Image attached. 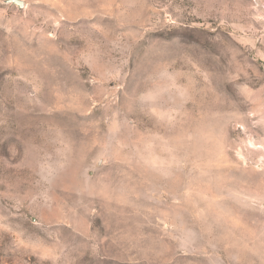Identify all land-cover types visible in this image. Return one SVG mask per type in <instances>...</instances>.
<instances>
[{
  "label": "rangeland",
  "instance_id": "obj_1",
  "mask_svg": "<svg viewBox=\"0 0 264 264\" xmlns=\"http://www.w3.org/2000/svg\"><path fill=\"white\" fill-rule=\"evenodd\" d=\"M0 0V264H264V0Z\"/></svg>",
  "mask_w": 264,
  "mask_h": 264
},
{
  "label": "water",
  "instance_id": "obj_2",
  "mask_svg": "<svg viewBox=\"0 0 264 264\" xmlns=\"http://www.w3.org/2000/svg\"><path fill=\"white\" fill-rule=\"evenodd\" d=\"M5 3L13 4V5L17 6L18 8L24 7V3L21 0H5Z\"/></svg>",
  "mask_w": 264,
  "mask_h": 264
}]
</instances>
